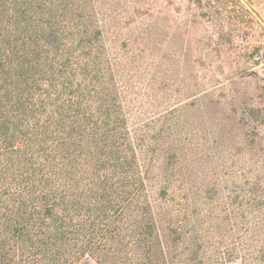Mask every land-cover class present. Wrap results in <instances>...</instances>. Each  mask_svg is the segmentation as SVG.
<instances>
[{
    "label": "rangeland",
    "instance_id": "obj_1",
    "mask_svg": "<svg viewBox=\"0 0 264 264\" xmlns=\"http://www.w3.org/2000/svg\"><path fill=\"white\" fill-rule=\"evenodd\" d=\"M52 2L98 27L174 261L264 264V0Z\"/></svg>",
    "mask_w": 264,
    "mask_h": 264
},
{
    "label": "trees",
    "instance_id": "obj_2",
    "mask_svg": "<svg viewBox=\"0 0 264 264\" xmlns=\"http://www.w3.org/2000/svg\"><path fill=\"white\" fill-rule=\"evenodd\" d=\"M64 24L0 0V264H181L98 27Z\"/></svg>",
    "mask_w": 264,
    "mask_h": 264
}]
</instances>
